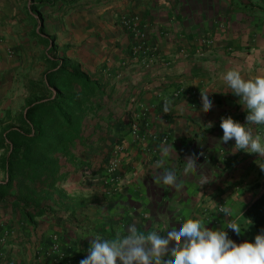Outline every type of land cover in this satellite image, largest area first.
<instances>
[{"label":"crops","instance_id":"crops-1","mask_svg":"<svg viewBox=\"0 0 264 264\" xmlns=\"http://www.w3.org/2000/svg\"><path fill=\"white\" fill-rule=\"evenodd\" d=\"M31 3L0 0V131L11 121L6 111L14 116L25 108L28 81L43 77L54 41L62 57L114 89L125 114L138 119L140 135L124 132L114 171H108L117 157L113 153L107 171L93 173L102 165L97 158L91 169L74 171L62 183L81 197L76 214L57 208L56 215L39 217L32 226L19 220L14 207L2 209L11 225L1 240L7 261L0 264H80L96 236L127 234L130 224L163 235L186 217L201 219L210 229L235 220L242 231H232L231 239L246 241V210L264 192V157L235 151L234 139L221 141V118L247 124L240 97L222 77L233 68L245 79L264 75V0H67L38 9ZM125 18L151 47L145 60L132 58L140 38ZM42 22V35L53 37L50 46L39 36ZM201 92L213 101L207 112L201 111ZM250 127L264 142V125ZM169 145L176 152L158 168L160 148ZM193 153L198 172L185 175V158ZM166 169L176 173L181 188L157 181ZM200 173L208 177L202 186ZM220 203L231 217L217 210Z\"/></svg>","mask_w":264,"mask_h":264},{"label":"trees","instance_id":"trees-1","mask_svg":"<svg viewBox=\"0 0 264 264\" xmlns=\"http://www.w3.org/2000/svg\"><path fill=\"white\" fill-rule=\"evenodd\" d=\"M31 1L32 9L67 2ZM39 32L50 46L53 37L42 35L43 22ZM58 49L53 41L43 77L28 81L30 97L25 108L14 116L6 111L5 117L11 121L0 131V262L7 261L1 240L11 225L3 220L1 210L14 207L19 220L32 226L39 217L56 215L57 208L76 214L81 197L69 194L62 183L74 171L91 169L98 156L102 165L94 173L105 171L129 128L125 116L114 111L121 105L115 100L114 89L62 57ZM245 217L258 234L264 232V192L250 204Z\"/></svg>","mask_w":264,"mask_h":264},{"label":"clouds","instance_id":"clouds-1","mask_svg":"<svg viewBox=\"0 0 264 264\" xmlns=\"http://www.w3.org/2000/svg\"><path fill=\"white\" fill-rule=\"evenodd\" d=\"M222 78L231 92L240 97L247 111V124H241L231 116L221 118V141L227 143L234 139L235 151L244 150L264 157L262 137L254 135L250 127L264 125V75L245 79L239 69L233 68L224 73ZM201 99V111H209L213 107L210 94L201 92ZM169 103L165 101V114L170 112ZM209 126L212 124L209 123ZM173 151V145L162 146L156 166L162 168ZM197 159L195 153L185 158V175L198 172ZM261 169L264 170V166ZM200 174L202 186L208 183V177ZM157 181L176 189L182 187L172 170H164L157 176ZM220 212L232 216L228 207H221ZM224 229H230L237 235L242 231L240 224L232 219L225 222L223 228L210 229L201 219L186 217L178 228L173 224L163 235L158 230L143 232L135 224H130L127 226V234L117 230L110 239L100 236L92 238L88 255L80 264H264V232L255 236L254 243L246 240L237 244Z\"/></svg>","mask_w":264,"mask_h":264},{"label":"built area","instance_id":"built-area-1","mask_svg":"<svg viewBox=\"0 0 264 264\" xmlns=\"http://www.w3.org/2000/svg\"><path fill=\"white\" fill-rule=\"evenodd\" d=\"M124 23L127 25L128 28L131 30H136L132 26V21L128 18L124 19ZM136 35L140 38L139 41L134 45L133 51H132V58L135 60H145V58L150 54L151 52V47L150 45L146 42V40L141 36L142 34L139 32V30H136ZM206 43L208 45L211 44V41L208 39L206 40ZM179 94V93H178ZM132 132L136 135H140V126L138 123H133L132 124ZM118 165V157L114 158L111 162L110 170L114 171L117 168ZM2 179V177H0ZM225 207L223 204L217 205V210L220 212V208ZM225 231L228 232V236L231 239L232 238V230L230 229H224Z\"/></svg>","mask_w":264,"mask_h":264},{"label":"rangeland","instance_id":"rangeland-1","mask_svg":"<svg viewBox=\"0 0 264 264\" xmlns=\"http://www.w3.org/2000/svg\"><path fill=\"white\" fill-rule=\"evenodd\" d=\"M121 104H125V102H122ZM120 108H119V110H117V113H119V114H121V115H123V116H125V117H127L128 115H126L127 113H126V111H127V108H125V106L124 105H120L119 106ZM126 113V114H125ZM125 114V115H124ZM129 117V130H130V132H132V124L133 123H138L139 124V121H138V119L137 120H135V119H133V117H131L130 115L128 116ZM133 119L131 122H130V119ZM2 151V150H1ZM123 151V144H118L116 147H115V150H114V155L115 156H119L120 155V153ZM120 152V153H119ZM97 158H100L99 156L98 157H96V159ZM112 162V161H111ZM97 166V165H96ZM108 166V165H107ZM110 166H111V164H110ZM110 166H109V169H108V171H111L110 170ZM92 171V170H91ZM105 171H107V170H105ZM112 172V171H111ZM94 173V172H93ZM262 184H263V186H264V181H262ZM258 234V232H257V230H256V228H255V226L252 224V223H250V224H248L247 225V241H249V242H253L254 243V240H255V236Z\"/></svg>","mask_w":264,"mask_h":264}]
</instances>
